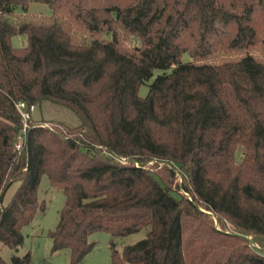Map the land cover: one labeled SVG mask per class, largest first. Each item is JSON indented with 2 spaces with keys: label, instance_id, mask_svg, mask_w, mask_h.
<instances>
[{
  "label": "trees",
  "instance_id": "obj_1",
  "mask_svg": "<svg viewBox=\"0 0 264 264\" xmlns=\"http://www.w3.org/2000/svg\"><path fill=\"white\" fill-rule=\"evenodd\" d=\"M19 100L63 116H30L17 151ZM43 174L70 264L94 231L109 264H264L235 234L264 237V0H0V264H29L1 252L45 209Z\"/></svg>",
  "mask_w": 264,
  "mask_h": 264
},
{
  "label": "rangeland",
  "instance_id": "obj_2",
  "mask_svg": "<svg viewBox=\"0 0 264 264\" xmlns=\"http://www.w3.org/2000/svg\"><path fill=\"white\" fill-rule=\"evenodd\" d=\"M14 14L11 15L12 20H17L21 18L24 12L20 7L15 9ZM28 15H43L50 16L52 10L50 6L45 2L40 1H30L25 12ZM220 23V22H219ZM216 23V26L220 24ZM12 46L20 47L26 45V38L21 34H14L10 38ZM189 56L187 53L182 55V59L186 60ZM153 79V76L141 84L138 89V94L144 96L148 90V83ZM31 112L33 119H45L54 116H63V114L58 115V112H54L51 109L41 111L36 105ZM181 181V178H177ZM13 187H10L6 192V197L8 198ZM37 194L39 200L45 201V209L43 211H37L30 223L24 225L21 228L23 234V242L16 250H10L8 248H3L1 254L8 260L11 254H17L22 256L26 253L29 254V264H70L69 254L67 249H58L55 251L51 250V238L48 236V231L53 229L58 221L59 210L63 206L65 196L58 190L50 187L48 178L45 174L41 176ZM210 216L214 221V225L219 228L218 218L210 212ZM226 230L232 231V226L226 222ZM256 245L259 247H264V237L254 234L247 233ZM142 237V232L137 231L120 238L115 239V247L120 250L124 244L133 243ZM87 239L92 243L90 251L77 263L75 264H109L110 263V243L111 235L106 231H94L88 234ZM262 251V250H261Z\"/></svg>",
  "mask_w": 264,
  "mask_h": 264
},
{
  "label": "built area",
  "instance_id": "obj_3",
  "mask_svg": "<svg viewBox=\"0 0 264 264\" xmlns=\"http://www.w3.org/2000/svg\"><path fill=\"white\" fill-rule=\"evenodd\" d=\"M15 107L20 115L22 126L16 136L14 142V149L20 151L23 147V141L26 136V131L28 127V120L31 116L32 110L35 108L34 104H29L26 101L19 100L15 103Z\"/></svg>",
  "mask_w": 264,
  "mask_h": 264
},
{
  "label": "water",
  "instance_id": "obj_4",
  "mask_svg": "<svg viewBox=\"0 0 264 264\" xmlns=\"http://www.w3.org/2000/svg\"><path fill=\"white\" fill-rule=\"evenodd\" d=\"M208 213H210L208 211ZM237 236L241 237L242 239L246 240L247 242H249L251 245L255 246L256 248H258L259 250H262L264 252V247H259L258 245H256L255 241H253V239L244 233H235Z\"/></svg>",
  "mask_w": 264,
  "mask_h": 264
}]
</instances>
